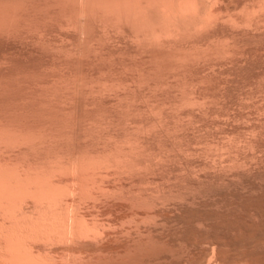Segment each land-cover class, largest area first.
Wrapping results in <instances>:
<instances>
[{
	"label": "rangeland",
	"instance_id": "1",
	"mask_svg": "<svg viewBox=\"0 0 264 264\" xmlns=\"http://www.w3.org/2000/svg\"><path fill=\"white\" fill-rule=\"evenodd\" d=\"M184 1L0 0V264H264L263 0Z\"/></svg>",
	"mask_w": 264,
	"mask_h": 264
},
{
	"label": "bare ground",
	"instance_id": "2",
	"mask_svg": "<svg viewBox=\"0 0 264 264\" xmlns=\"http://www.w3.org/2000/svg\"><path fill=\"white\" fill-rule=\"evenodd\" d=\"M183 1H184V0H183ZM187 1H188V0H187ZM190 1H191V0H189V2H190ZM194 1H195V0H193V2H194ZM215 1H216V0H215ZM217 1H218V0H217ZM220 1H221V0H220ZM181 2H182V1H181ZM184 2H185V1H184ZM184 2L181 3V5H183ZM197 2H198V0H197ZM199 2H201V1L199 0ZM199 2H198V6H199V4L201 5V3H199ZM231 2H232V1H231ZM247 2H248V0H247ZM254 2H256V1L254 0ZM262 2H263V3H262V5H263V4H264V0H263ZM187 3H188V2H187ZM195 3H196V2H195ZM203 3H204V2H203ZM233 3H234V2H233ZM248 3H250V1H249ZM258 3H259V2H258ZM258 3L256 2L257 5H259ZM260 3H261V2H260ZM171 4H172V3H171ZM171 4H170V6H168V8H169L168 12H169L170 14H172L171 12H172L173 9H174V8H172V10H171V8H170V7H171ZM188 4H189V3H188ZM192 4H193V3H192ZM221 4H222V3H221ZM221 4H220V5H221ZM246 4H247V3L245 2V5H246ZM167 5H168V4H167ZM173 5H174V4H173ZM175 5H177V4H175ZM181 5H180V7H181ZM196 5H197V3H196ZM196 5H194V6H196ZM213 5H214V4H213ZM220 5H219V6H220ZM223 5H225V4H223ZM247 5H248V4H247ZM257 5H256V6H257ZM162 6H163V5H162ZM162 6L160 7L159 5H158V6L156 5V7L159 8V9H158L159 11L164 10V8H163ZM177 6H178V5H177ZM189 6H191V5L189 4ZM194 6H193V7H194ZM219 6H218V8L220 9ZM230 6H231V5H230ZM241 6H244V5H241ZM254 6H255V4H254ZM256 6H255V7H256ZM156 7H155V8H156ZM173 7H175V6H173ZM180 7H179V9H180ZM182 7H183V6H182ZM184 7H185V6H184ZM193 7H191V8H193ZM196 7H197V6H196ZM203 7H204V5H203ZM203 7H201V8H203ZM213 7H214V6H212V10L214 9ZM237 7H238V6H237ZM251 7H252V5H251ZM251 7H249V10H248V8H247V11H246V9L244 10V8H246V7H244V8L242 7V10L246 11V13L248 12L249 14H250V13H255V11H256L257 13H258V11H259V12L262 11V10H260V8L262 7L261 4L259 5L260 8H259L258 6H257L258 8L256 7L257 10L254 9L255 7H254V8L252 7V9H251ZM1 8H2V7H1ZM1 8H0V12H1ZM3 8H5V7H3ZM150 8H151V7H150ZM155 8H154V10H155ZM157 8H156V10H157ZM166 8H167V7H166ZM186 8H187V7H186ZM188 8L190 9V7H188ZM198 8H199V7L195 8V9H198ZM240 8H241V7H240ZM263 8H264V5H263ZM263 8H261V9H263ZM5 9H6V8H5ZM152 9H153V8H152ZM175 9H176V7H175ZM210 9H211V6H210ZM216 9H217V8H216ZM224 9H225V8H224ZM258 9H259V10H258ZM7 10H9L8 7H7ZM150 10H151V9H150ZM176 10H177V9H176ZM176 10H175V11H176ZM181 10H182V9H181ZM183 10H184V9H183ZM190 10H191V9H190ZM190 10H188V11L186 10V11H185L186 13L183 12V11H179V10H177L178 13H177V11L175 12V13H177V14H179V13L183 14V13H184L183 15H180V14H179L180 16H183L182 18H183L184 20L186 19V21H185L186 23L184 22L183 24H186V25H187V22H190L191 20H192L191 22L194 21L193 18H194L195 16L193 17L192 14H194L193 12H194L195 10H194L193 12H192V10H191V11H190ZM199 10H201V9L199 8ZM214 10H215V9H214ZM217 10H218V9H217ZM217 10H216V11H217ZM226 10H227V9H226ZM242 10H240V12H241ZM254 10H255V11H254ZM3 11H5V10L3 9ZM159 11H158L157 14H159ZM170 11H171V12H170ZM189 11H190V15H189ZM196 11H197V10H196ZM216 11H215V12H216ZM244 11L241 12V13H243V14L245 15L246 13H244ZM249 11H250V12H249ZM252 11H254V12H252ZM263 11H264V9H263ZM7 12H8V11H7ZM10 12H11V11H9V13H10ZM154 12H157V11H154ZM164 12H165V11H164ZM168 12H165V13H166L165 15H167ZM203 12H205V10H204ZM207 12H209V11H206V13H207ZM215 12H213V13H215ZM217 12L219 13V10H218ZM224 12H225V11H224ZM224 12H223V13H224ZM237 12L239 13V11H237ZM3 13H4V12H3ZM173 13H174V12H173ZM195 13H196V12H195ZM198 13H199V12H198ZM200 13H201V12H200ZM209 13H210V12H209ZM248 13H247V15H248ZM257 13H255V14L257 15ZM0 14H1V13H0ZM5 14H8V13L5 12ZM161 14H162V12H161ZM210 14H211V13H210ZM215 14H216V13H215ZM215 14H213V15H215ZM258 14H259V13H258ZM2 15H4V14H2ZM8 15H9V14H8ZM8 15H7V19H6V16H2V19H4L3 17H5L4 21L7 20V21H5V22L9 24V23L11 22V21H10L11 19L9 18L10 15H9V16H8ZM159 15H160V14H159ZM179 15H178V17H179ZM206 15H207V14H206ZM213 15H211V16L214 17ZM217 15H219V14H217ZM234 15H235V14H234ZM240 15H242V14H240ZM244 15H242V17L245 19L244 21L246 22V19H247L248 16L245 15V16H246V17H245ZM262 15H263V14H262ZM174 16H177V15L175 14ZM201 16H202V15H200V17H201ZM207 16H208V15H207ZM224 16H226V15H223L222 18H223ZM251 16L254 17V14H250V16L248 17V18H251L250 20H253V19H252L253 17H251ZM159 17H160V16H159ZM178 17H177V18H178ZM189 17H190L191 20L189 19ZM192 17H193V18H192ZM196 17H197V18H195V20L198 19V16H196ZM200 17H199V18H200ZM204 17H206V16H204ZM212 17H211V18H212ZM216 17H217V16H215V18H216ZM218 17L221 18L220 15H219ZM226 17H227V16H226ZM235 17H236V16H235ZM239 17H240V16H239ZM257 17H258V16H257ZM259 17H260V16H259ZM0 18H1V16H0ZM161 18H162V17H161ZM174 18H176V17H174ZM180 18H181V17H180ZM202 18H203V17H202ZM208 18H209V17H208ZM215 18H213V19H215ZM230 18L233 19L234 17H233V18L230 17ZM237 18H238V17H237ZM8 19H9V20H8ZM216 19H217V18H216ZM216 19H215V20H216ZM223 19H224V18H223ZM223 19H221V20H223ZM226 19H229V18L227 17ZM231 19H229V22H227L228 24L226 23L227 26L231 24V23H230V20H231ZM238 19H241V18H238ZM258 19H259V18H258ZM258 19H257L256 21H258ZM263 19H264V18H262V20H263ZM177 20H178V19H177ZM188 20H190V21H188ZM198 20H199V19H198ZM201 20H202V19H201ZM204 20H205V19H204ZM224 20H225V19H224ZM254 20H255V18H254ZM259 20H260V19H259ZM8 21H10V22H8ZM165 21H166V20H165ZM180 21H181V23H182L183 20H182V19H179V22H180ZM199 21H200V20H199ZM207 21H208V20L206 19V23H207ZM218 21H219V20H218ZM236 21H237V20H236ZM236 21H233V22H232V25H233V23L236 22ZM238 21H239V20H238ZM244 21H242V22H244ZM248 21H249V20H248ZM248 21H247V22H248ZM5 22H4V23H5ZM177 22H178V21H177ZM210 22H213V21L211 20ZM216 22H217V20H216ZM220 22H221V21H220ZM247 22H246V23H247ZM253 22H255V21H253ZM258 22H259V21H258ZM258 22H256V23H258ZM260 22H261V21H260ZM0 23H3V20L0 19ZM6 23H5V24H6ZM162 23H163V22H162ZM166 23L170 24V23L167 22V21H166ZM171 23H172V20H171ZM175 23H176V22H175ZM203 23H205V22H203ZM203 23L201 22L202 25H205V24H206V23H205V24H203ZM208 23H209V22H208ZM222 23H223V21H222ZM229 23H230V24H229ZM5 24H4L2 27H5V26H6ZM8 24H7V26H8ZM190 24L193 25L194 23H189L188 26H189ZM197 24H198V23H197ZM197 24H196V25H197ZM199 24H200V23H199ZM210 24H211V23H210ZM213 24H214V23H213ZM216 24H218V23H216ZM226 24H225V25H226ZM235 24H237V23H235ZM254 24H255V23H254ZM160 25H161V24H160ZM171 25H173V24H171ZM171 25H170V27H171ZM186 25H185V27H186ZM192 25H190V28L192 27ZM208 25H209V24H206V26H208ZM225 25L223 24V26H225ZM232 25H231V26H232ZM238 25H239V24H238ZM260 25H261V24H260ZM7 26H6V27H7ZM163 26H164V25H163ZM176 26H178V25H176ZM198 26H200V25H198ZM198 26H195L193 29H195V28L198 27ZM209 26H210V25H209ZM235 26H236V25H235ZM242 26H243V25H242ZM249 26H251V24H250ZM255 26H256V25H255ZM258 26H259V25H258ZM8 27H9V26H8ZM161 27H162V26H161ZM161 27L159 28L160 30H161ZM170 27H169V28H170ZM173 27H174V26H173ZM204 27H205V26H204ZM233 27H234V25H233ZM244 27H245V25H244ZM180 28H182V27H180ZM190 28H187V29H190ZM205 28H206V27H205ZM230 28H232V27H230ZM235 28H236V27H235ZM239 28H240V25H239ZM239 28H238V29H239ZM249 28H250V27H249ZM251 28H252V27H251ZM260 28H261V27H260ZM0 29H1V32H2V30H3V32H4V28H1V25H0ZM162 29H164V28L162 27ZM165 29H166V28H165ZM167 29H168V26H167ZM167 29H166V30H167ZM171 29H172V28H171ZM178 29H179V28H178ZM183 29H184V28H183ZM247 29H248V25H247ZM254 29H256V27H255ZM173 30H174V28H173ZM175 30H176V29H175ZM199 30H200V28H199ZM243 30H245V29L243 28ZM249 30H251V29H249ZM252 30H253V29H252ZM182 31H184V30H182ZM182 31H181V33H182ZM185 31H186V29H185ZM189 31H190V30H189ZM189 31H188V32H189ZM196 31H197V30H196ZM196 31H195V32H196ZM238 31H239V30H238ZM3 32H2V33H3ZM170 32H172V31H170ZM177 32H178V31H176V33H177ZM186 32H187V31H186ZM188 32H187V33H188ZM193 32H194V31H193ZM248 32H249V31H248ZM253 32H254V31H253ZM256 32H258V29H257ZM184 33H185V32H184ZM184 33H183V34H184ZM235 33H236V32H235ZM249 33H250V32H249ZM246 34H247V33H246ZM179 35H180V34H179ZM237 35H238V34H237ZM243 35H244V34H243ZM9 36H10V35H9ZM181 36H182V35H181ZM4 61H5V60H4ZM4 61H3V62H4ZM3 62H2V64H3ZM5 64H6V63H5ZM0 66H1V65H0ZM0 89H1V88H0ZM1 90H2V89H1ZM1 90H0V91H1ZM4 90H5V89H4ZM1 92H2V91H1ZM1 92H0V93H1ZM4 92H5V91H4ZM4 92H3V93H4ZM1 95H2V94H1ZM1 95H0V96H1ZM6 95H7V94H6ZM2 96H3V95H2ZM4 96H5V95H4ZM3 98H4V97H3ZM8 98H9V97H8ZM25 98H26V97H25ZM0 99H2V97H1ZM22 99H24V98H22ZM5 100H6V99H5ZM7 101H8V99H7ZM3 102H4V99H3ZM3 102H2V106H3ZM7 103H8V102H7ZM9 104H10V103H9ZM9 104H8V105H9ZM17 105H18V104H17ZM9 106H10V105H9ZM4 107H5V106H4ZM6 107H7V106H6ZM1 109H2V107H1ZM1 109H0V110H1ZM5 109H6V108H5ZM12 109H13V108H12ZM12 109L10 108V110H12ZM15 109H16V108H15ZM7 110H8V109H7ZM2 111H3V110H2ZM0 135H1V134H0ZM1 136H2V135H1ZM1 136H0V137H1ZM133 175H134V174H133ZM209 176H210V175H209ZM135 178H137V177H135ZM212 178H213V177H212ZM209 179H210V178H209ZM135 180H136V179H135ZM141 180H142V179H141ZM32 181H33V180H32ZM138 181H139V180H138ZM197 182H199V181H197ZM26 183H27V182H26ZM34 183H35V182H34ZM139 183H140V182H139ZM216 183H217V182H216ZM237 183H238V182H237ZM118 184H119V183H118ZM128 184H129V183H128ZM141 184H143V183H141ZM141 184H140V185H141ZM25 185H26V184H25ZM113 185H115V184H112L111 186L113 187ZM135 185H136V184H135ZM138 185H139V184H138ZM242 185H243V184H242ZM35 186H36V185H35ZM128 186H129V185H128ZM217 186H218V185H217ZM14 187H15V186H14ZM31 187H32V185H31ZM137 187H138V186H137ZM123 188H124V187H123ZM143 188H144V187H143ZM143 188H142V189H143ZM145 188H147V187H145ZM235 188H236V187H235ZM25 189H26V188H25ZM107 189H108V188H107ZM120 189H121V188H120ZM120 189H119V190H120ZM124 189H125V188H124ZM148 189H149V188H148ZM259 189H261V188H259ZM29 190H30V189H29ZM98 190H99V189H98ZM112 190H113V189H112ZM122 190H123V189H122ZM144 190H145V189H144ZM150 190H151V189H150ZM216 190H217V189H216ZM113 191H114V190H113ZM132 191H133V190H132ZM147 191H149V190H147ZM147 191H146V192H147ZM151 191H152V190H151ZM246 191H247V190H246ZM249 191H250V190H249ZM28 192H29V191H28ZM40 192H41V191H40ZM92 192H93V191H92ZM96 192H97V191H96ZM109 192H110V191H109ZM109 192H108L107 194H109ZM111 192H112V191H111ZM118 192H119V194H121L120 191H118ZM121 192H123V191H121ZM133 192H134V191H133ZM141 192H143V190H142ZM94 193H95V192H94ZM125 193H126V192H125ZM33 194H34V193H33ZM117 194H118V193H117ZM128 194H129V193H128ZM128 194H127V195H128ZM139 194H140V193H139ZM139 194H138V192H137V195H138V196H139ZM146 194H147V193H146ZM158 194H159V193H158ZM192 194H193V193H192ZM197 194H198V193H197ZM99 195H100V194H99ZM102 195H103V194H102ZM125 195H126V194H125ZM135 195H136V194H135ZM199 195H200V194H199ZM202 195H204V194H202ZM214 195H215V194H214ZM95 196H96V195H95ZM104 196H105V193H104ZM110 196L112 197V195H110ZM122 196H123V195H122ZM132 196H133V194H132ZM138 196H136V198H138ZM143 196H144V195H143ZM151 196H153V195H151ZM154 196H155V195H154ZM159 196H160V195H159ZM164 196H166V195H164ZM164 196H163V197H164ZM194 196H195V195H194ZM205 196H206V195H205ZM211 196H212V195H211ZM125 197H127V196H125ZM130 197H131V196H130ZM139 197H141V195H140ZM145 197H146V196H145ZM156 197H157V196H156ZM102 198H103V197H102ZM102 198H101V199H102ZM104 198H107V197H104ZM108 198H110V197H108ZM119 198H120V197H119ZM122 198H124V197H122ZM142 198H144V197H142ZM161 198H162V197H160L159 199H161ZM192 198H193V197H192ZM194 198H195V197H194ZM202 198H203V197H202ZM208 198H209V197H208ZM97 199H98V198H97ZM131 199H132V197H131ZM138 199H139V198H138ZM153 199H154V198H153ZM166 199H167V197H166ZM172 199H173V197H172ZM203 199H204V198H203ZM210 199H211V198H210ZM111 200H112V198H111ZM126 200H127V199H126ZM146 200H148V199H146ZM149 200H150V199H149ZM96 201H97V200H96ZM102 201H103V200H102ZM129 201H130V200H129ZM129 201H128L127 203H130V202H131V201H130V202H129ZM132 201H133V200H132ZM136 201H137V199H136ZM150 201H151V200H150ZM155 201H156V200H155ZM162 201H163V200H162ZM184 201H185V200H184ZM195 201H196V200H195ZM205 201H206V200H205ZM209 201H210V200H209ZM91 202H92V201H91ZM99 202H100V201H99ZM120 202H121V201H120ZM139 202H140V201H139ZM143 202H144V201H143ZM143 202H141V203H143ZM181 202H182V200H181ZM189 202H190V201H189ZM189 202H187V203H189ZM199 202H200V201H199ZM100 203H101V202H100ZM113 203H114V202H113ZM131 203H133V202H131ZM134 203H135V202H134ZM134 203H133V204H134ZM137 203H138V202H137ZM151 203H152V202H151ZM154 203H155V202H154ZM154 203H153V204H154ZM196 203H197V202H196ZM201 203H202V202H201ZM144 204H146V203H144ZM147 204H149V202H148ZM153 204H152V205H153ZM163 204H164V203H163ZM172 204H173V203H172ZM190 204H191V203H190ZM193 204H194V203H193ZM193 204H192V205H193ZM105 205H106V204H105ZM107 205H108V204H107ZM134 205H135V204H134ZM150 205H151V204H150ZM159 205H160V204H159ZM170 205H171V204H170ZM33 206H34V205H33ZM100 206H101V205H100ZM115 206H116V205H115ZM138 206L140 207V206H142V204H138ZM138 206H137V207H138ZM148 206H149V205H148ZM148 206H147V208H149ZM154 206H156V205H154ZM162 206H163V205H162ZM162 206H161V207H162ZM219 206H220V205H219ZM231 206H232V205H231ZM237 206H238V205H237ZM95 207H96V206H95ZM150 207H151V206H150ZM168 207H169V206H168ZM184 207H185V206H184ZM34 208H35V207H34ZM124 208H125V207H124ZM130 208H132V207H130ZM133 208H134V206H133ZM140 208H141V207H140ZM142 208H143V207H142ZM153 208H155V207H153ZM164 208H165V207H164ZM171 208H172V207H171ZM174 208H175V207H174ZM174 208H173V209H174ZM194 208H195V206H194ZM242 208H243V207H242ZM259 208H260V207H259ZM261 208H262V207H261ZM104 209H106V208H104ZM135 209H136V208H134V210H135ZM150 209H151V208H150ZM156 209H157V208H156ZM217 209H218V208H217ZM215 210H216V209H215ZM220 210H221V209H220ZM42 211H43V210H42ZM113 211H114V210H113ZM128 211H129V210H128ZM131 211H133V209H132ZM143 211L146 212L147 210H143ZM129 212H130V211H129ZM137 212H138V211H137ZM139 212H140V211H139ZM139 212H138V213H139ZM145 212H144V213H145ZM148 212H149V214H150V213H151V210H150V211H147L146 213L148 214ZM152 212H153V211H152ZM230 212H231V211H230ZM119 213H120V212H119ZM121 213H122V212H121ZM127 213H128V212H127ZM160 213H161V212H160ZM216 213H217V212H216ZM252 213H254V212H252ZM252 213H251V214H252ZM219 214H220V213H219ZM136 215H137V214H136ZM136 215L134 214V216H136ZM152 215H153V214H152ZM228 215H229V214H228ZM244 216H245V215H244ZM248 216H249V215H248ZM132 217H133V216H132ZM136 217H137V216H136ZM136 217H133V218H136ZM140 217H141V216H140ZM150 217H151V215H150ZM152 217H153V216H152ZM203 217H204V216H203ZM227 217H229V216H227ZM252 217H253V216H252ZM260 217H261V216H260ZM58 218H59V217H58ZM141 218H142V217H141ZM145 218H146V217H145ZM153 218H155V216H154ZM156 218H157V217H156ZM168 218H169V217H168ZM217 218H218V217H217ZM253 218H254V217H253ZM257 218H258V217H257ZM261 218H262V217H261ZM45 219H46V218H45ZM108 219H109V218H108ZM111 219H112V218H111ZM143 219H144V218H142L140 221H142ZM219 219H220V218H219ZM136 220H137V218H136ZM147 220H148V219H147ZM156 220H157V219H156ZM165 220H166V219H165ZM239 220H240V219H239ZM143 221H144V220H143ZM163 221H164V220H163ZM171 221H172V220H171ZM225 221H226V220H225ZM136 222H137V221H135V223H136ZM217 222H219V221H217ZM257 222H258V220H257ZM139 223H141V222H139ZM152 223H153V222H152ZM172 223H173V222H172ZM263 223H264V222H263ZM137 224H138V223H137ZM137 224H136V226H137ZM201 224H202V223H201ZM206 224H207V223H206ZM217 224H218V223H217ZM248 224H249V223H248ZM142 225H144V224H142ZM255 225H256V224H255ZM138 226H139V225H138ZM134 227H135V226H134ZM255 227H256V226H255ZM54 228H55V227H54ZM158 228H159V227H158ZM203 228H204V227H203ZM245 228H246V227H245ZM154 229H155V228H154ZM48 230H49V229H48ZM51 230H52V229H51ZM51 230H49V231H51ZM54 230H55L56 232H58L59 229L57 230V227H56V229H54ZM134 230H135V229H134ZM143 230H144V229H143ZM143 230H142V231H143ZM192 230H193V229H192ZM198 230H199V229H198ZM236 230H237V229H236ZM256 230H257V229H256ZM256 230H255V231H256ZM151 231H152V230H151ZM157 231H158V230H157ZM200 231H201V230H200ZM223 231H224V230H223ZM241 231H242V230H241ZM255 231H254V232H255ZM261 231H262V230H261ZM54 233H55V232H54ZM134 233H135V232H134ZM230 233H231V232H230ZM137 234H138V233H137ZM145 234H146V233H145ZM153 234H154V233H153ZM189 234H190V233H189ZM197 234H198V233H197ZM249 234H250V233H249ZM148 235H149V234H148ZM143 236H144V235H143ZM234 236H235V235H234ZM245 236H246V235H245ZM261 236H262V235H261ZM135 237H136V236H135ZM140 237H141V236H140ZM140 237H139V238H140ZM149 237H150V236H149ZM149 237H148V239H149ZM193 237H194V236H193ZM249 237H251V236H249ZM152 238H153V237H152ZM201 238H202V237H200V239H201ZM150 239H151V238H150ZM191 239H192V238H191ZM197 239H198V238H197ZM237 239H238V238H237ZM257 239H258V238H257ZM152 240H153V239H152ZM188 240H189V239H188ZM198 240H199V239H198ZM235 240H236V239H235ZM243 240H244V239H243ZM149 241H150V240H149ZM199 241H200V240H199ZM207 241H208V240H207ZM223 241H224V240H223ZM248 241H249V240H248ZM257 241H258V240H257ZM260 241H261V240H260ZM143 242H144V241H143ZM258 242H259V241H258ZM124 243H125V242H124ZM151 243H152V241H151ZM157 243H158V242H157ZM203 243H204V242H203ZM217 243H218V242H217ZM223 243H224V242H223ZM254 243H255V242H254ZM117 244H118V243H117ZM130 244H131V242H130ZM135 244H136V243H135ZM149 244H150V242H149ZM181 244H182V243H181ZM192 244H193V243H192ZM255 244H256V243H255ZM153 245H154V244H153ZM162 245H163V244H162ZM184 245H185V244H184ZM234 245H235V244H234ZM106 246H107V245H106ZM118 246H119V245H118ZM128 246H129V245H128ZM143 246H144V245H143ZM145 246H146V245H145ZM149 246H150V245H149ZM197 246H198V245H197ZM213 246H214V244H213ZM239 246H240V245H239ZM251 246H252V245H251ZM103 247H104V246H103ZM111 247H112V246H111ZM153 247H154V246H152L151 248H153ZM158 247H159V246H158ZM234 247H235V246H234ZM260 247H261V245H260ZM118 248H119V247H118ZM146 248H147V247H146ZM148 248H149V247H148ZM155 248H156V247H155ZM159 248H160V247H159ZM182 248H183V247H182ZM203 248H204V247H203ZM214 248H215V247H212V253L214 252ZM242 248H243V247H242ZM109 249H111V248H109ZM130 249H131V248H130ZM130 249H129V250H130ZM134 249H135V248H134ZM137 249H138V248H137ZM139 249H140V248H139ZM153 249H154V248H153ZM162 249H163V248H162ZM167 249H168V248H167ZM186 249H187V248H186ZM201 249H202V248H201ZM263 249H264V248H263ZM101 250H102V249H101ZM101 250H100V251H101ZM140 250H141V249H140ZM140 250H139V251H140ZM150 250H151V249H150ZM157 250H158V248H157ZM157 250H156V251H157ZM159 250H160V249H159ZM169 250H170V249H169ZM205 250H206V249H205ZM111 251H112V250H111ZM135 251H136V250H135ZM135 251H134V252H135ZM151 251H152V250H151ZM151 251H149V252H151ZM153 251H154V250H153ZM153 251H152V252H153ZM156 251H155V252H156ZM183 251H184V250H183ZM217 251H218V250H217ZM226 251H227V250H226ZM244 251H245V250H244ZM102 252H103V251H102ZM108 252H109V251H108ZM134 252H133V253H134ZM137 252H138V251H137ZM141 252H142V251H141ZM149 252H147V254H148ZM155 252H154V253H155ZM166 252H167V251H166ZM187 252H188V251H187ZM222 252H223V251H222ZM247 252H248V251H247ZM126 253H127V252H126ZM126 253H124V254H126ZM198 253H199V252H198ZM200 253H201V252H200ZM202 253H203V252H202ZM220 253H221V252H220ZM253 253H254V252H253ZM102 254H104V253H102ZM102 254H101V255H102ZM127 254H128V253H127ZM137 254H138V253H137ZM144 254H145V253H144ZM147 254H146V255H147ZM149 254H150V253H149ZM149 254H148V255H149ZM152 254H153V253H152ZM172 254H173V253H172ZM178 254H179V253H178ZM195 254H196V253H195ZM206 254H207V253H206ZM206 254H205V255H206ZM228 254H229V253H228ZM104 255H105V254H104ZM114 255H115V254H114ZM132 255H133V254H132ZM132 255H131V253H130V256H132ZM134 255H135V253H134ZM134 255H133V256H134ZM139 255H140V253L138 254V257H140ZM148 255H147V256H148ZM156 255H158L157 252H156ZM162 255H163V254H162ZM214 255H215V253H213V256H214ZM127 256L129 257V255H127ZM127 256H124V258H120V259L113 258V257L110 258V256H109V260H112V258H113V259L121 260V261H119V262H122V263H123L122 259L124 260V259L126 258V260H127L128 262L125 263V262H126V260H125V261H124L125 264H129V263L131 262V260H133V259L137 260V259H136V256H134L135 258H134V257H131V258L129 257L130 260H129V258L127 259ZM141 256H143V254H141ZM150 256H151V255H150ZM153 256H154V254H153ZM184 256H185V255H184ZM184 256H183V257H184ZM218 256H219V255H218ZM245 256H246V255H245ZM14 257H15V256H14ZM21 257H23V256H21ZM24 257H25V256H24ZM24 257H23V258H24ZM98 257H99L98 259H99L100 261H102V257H103V256H101V257L98 256ZM104 257L106 258L107 256H104ZM121 257H122V256H121ZM154 257H156V256H154ZM170 257H171V256H170ZM211 257H212V256H211ZM31 258H32V256H31ZM31 258H30V259H31ZM105 258H103V259H105ZM118 258H119V257H118ZM144 258H145V256H144ZM144 258L141 259V257H140V259H141L140 261H143ZM193 258H194V257H193ZM212 258H213V257H212ZM212 258H211V259H212ZM242 258H244V257H242ZM258 258H259V257H258ZM18 259H20V258L18 257ZM18 259H17V260H18ZM28 259H29V257H28ZM95 259H96V258H93L94 262L97 263L98 261H97V260L95 261ZM106 259H107V260H106ZM106 259L103 260L104 262H102V263L105 264V263L109 262V261H108V257H107ZM147 259H148V258L146 257V260H147ZM151 259H152V258H151ZM154 259H155V258H154ZM154 259H152V261H153ZM156 259H158V258H156ZM156 259H155V260H156ZM179 259H180V258H179ZM211 259H210V260H211ZM213 259H214V258H213ZM213 259H212L211 261H213ZM217 259H218V258H217ZM252 259H254V258H252ZM252 259H251V260H252ZM15 260H16V259H14V261H15ZM17 260H16V261H17ZM24 260H25V262H26V259H25V258H24ZM24 260H23V261H24ZM32 260H34V259H32ZM32 260H30L32 263H29L30 261L28 262V260H27V262H28L29 264H33L34 262H33ZM93 260L90 261V259H89V260H87L86 263H87V264H90V263L92 262L93 264H96V263L93 262ZM135 260H134V261H135ZM138 260H139V259H138ZM190 260H191V259H190ZM195 260H196V259H195ZM202 260H203V259H202ZM208 260H209V259H208ZM210 260H209L208 262L211 263ZM218 260H219V259H218ZM218 260H216V261H218ZM258 260H259V259H258ZM14 261H13V262H14ZM16 261H15V262H16ZM19 261H20V260H19ZM100 261H99V262H100ZM112 261H113V262H116V264L118 263V261H116V260H112ZM112 261H110L109 263L111 264ZM129 261H130V262H129ZM134 261H133V263H134ZM144 261H145V260H144ZM149 261H150V260H149ZM164 261H165V260H164ZM179 261H180V260H179ZM187 261H188V260H187ZM205 261H206V260H205ZM214 261H215V260H214ZM13 262H11V263H13ZM15 262H14L13 264H17L18 261H17L16 263H15ZM25 262H24V263H25ZM74 262H75V263H79V264H81L80 262H76V261H74ZM74 262H73V264H75ZM88 262H90V263H88ZM113 262H112V263H113ZM135 262H136V261H135ZM138 262H139V261H137V263H138ZM161 262H162V261H161ZM193 262H194V261H193ZM199 262H200V261H199ZM224 262H225V261H224ZM255 262H256V261H255ZM19 263H20V262H19ZM19 263H18V264H19ZM22 263H23V262H22ZM24 263H23V264H24ZM100 263H101V262H100ZM102 263H101V264H102ZM109 263H108V264H109ZM122 263H121V264H122ZM140 263H142V262H140ZM150 263H151V262H150ZM150 263H149V264H150ZM156 263H157V262H156ZM203 263H204V262H203ZM203 263H202V264H203ZM214 263H215V262H214ZM231 263H232V262H231ZM252 263H253V262H252ZM257 263H258V262H257ZM25 264H27V263H25ZM34 264H35V263H34ZM82 264H84V262H83ZM97 264H98V263H97ZM113 264H115V263H113ZM130 264H132V262H131ZM138 264H139V263H138ZM142 264H143V263H142ZM145 264H147V263H145ZM154 264H155V263H154ZM207 264H209V263H207ZM240 264H241V263H240Z\"/></svg>",
	"mask_w": 264,
	"mask_h": 264
}]
</instances>
